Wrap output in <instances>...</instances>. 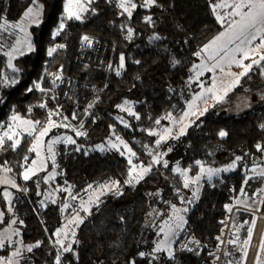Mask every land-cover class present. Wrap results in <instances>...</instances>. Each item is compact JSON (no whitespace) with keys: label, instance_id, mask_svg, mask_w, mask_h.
<instances>
[{"label":"trees","instance_id":"obj_1","mask_svg":"<svg viewBox=\"0 0 264 264\" xmlns=\"http://www.w3.org/2000/svg\"><path fill=\"white\" fill-rule=\"evenodd\" d=\"M33 1L0 0V23L3 19L18 20ZM38 1L43 19L32 29L33 50L19 56L13 67L0 55V125L18 115L44 126L57 102L63 100L66 113L55 119L67 117L64 120L90 132L92 144L111 135L120 136L134 149L136 162H148L150 157L143 147L153 149L157 139L150 133L164 118L185 108L188 78L197 53L223 29L212 0H156L149 7L144 6L145 0H135L137 6L131 16L116 0H95L79 20L67 19V0ZM62 21L64 28L59 29ZM84 37L93 39L92 44L86 45ZM53 48L49 56L48 50ZM53 73L62 78L58 89L50 81ZM263 83L261 61L242 79L241 86ZM53 89L55 100L51 98ZM88 106L87 113L78 112ZM77 114L79 119L73 123ZM221 131L227 135L221 137ZM12 142L7 139L0 149V165L9 167L14 179L29 189L27 195L14 201L23 239L41 244L33 253L34 264H56L58 250L52 239L62 220L55 206L39 204L34 181L25 183L21 175L23 161L31 160L33 137L23 136L15 148L10 146ZM181 143V163L191 168L192 175L199 172L200 162L216 166L235 157L241 159L234 170L205 183L195 200L187 204L186 225L172 256L162 252L155 258L154 230L149 222L155 207L153 194L162 189L170 195L181 180L171 167L160 166L148 175L144 186L126 187L83 222L78 260L63 254V264H212V252L221 243L223 221L234 201L240 208L233 212L225 248L235 249L228 243L235 240V230L255 218L242 209L244 199L255 201L250 204L254 210L264 194V177L248 170L264 165V103L241 115L211 113L183 136ZM57 164L62 181L75 191L105 181L124 184L130 168L129 159L118 152L87 151L75 145L59 147ZM186 237L199 245L184 249Z\"/></svg>","mask_w":264,"mask_h":264},{"label":"rangeland","instance_id":"obj_2","mask_svg":"<svg viewBox=\"0 0 264 264\" xmlns=\"http://www.w3.org/2000/svg\"><path fill=\"white\" fill-rule=\"evenodd\" d=\"M94 1L95 0H67L65 6L67 5L68 7L67 11L65 10V15L68 16L69 13H73L78 14L81 18L91 9V5ZM116 2L119 5L121 0H116ZM130 2L137 6V2L135 0H130ZM239 2L240 0H212L215 14L223 18L224 22L223 24L221 23L223 25V29L218 35L203 45L198 52L200 55L196 56V60L191 68V74L188 78V95L185 108L179 114H170L169 116H171L172 119H169V116H167L164 118V122L159 124V127L154 131V135L157 136V139L154 143L153 149L150 148L149 145H145L143 147V149L146 150V155L150 157L148 162H136L134 160L136 154L132 156L131 153L128 152L127 148L121 144V141L127 144L128 148L135 153L130 143L117 135H111L104 141L92 144L93 135L90 134V132L85 133L83 129L78 126H74V124H71L69 119L68 121L64 119L49 118V120H51L54 124L69 126H53L43 137H40V132L44 131L48 123L44 126H39L38 123L33 122L32 120L18 115H13L10 121L4 124L9 135L13 136V139H19L21 142L22 137L25 135L33 137V145H36V150H31L32 156L30 161H23L21 175L23 178V174L26 169H34V174L30 173L29 179L25 180L23 178L24 182L29 183L30 181H34L35 195L38 197V201L41 206L44 208H47L48 206H55L57 208L58 215L62 221L54 232L52 244L58 250V254H60L61 258L68 254L78 260L79 232L83 222L105 202L111 198L120 196L126 187L138 188L139 186H144L148 175L160 166H163L164 168L171 167L175 175L179 176L181 185L180 187L172 189L170 195L164 191L162 192V189H159L156 194H153L154 196L152 198L154 199L155 207L151 212L152 214L150 216L149 225H151L154 230V238L152 239L153 248L156 249L158 244L165 241V234H167L168 237L167 244H165V250L161 252L155 251V258L160 256L158 253H168V248H170L171 252H173L175 242L186 225L185 214L187 211V204L190 201H193V199L195 200L205 183L226 172L234 170L241 158L237 160L235 157V159H232L228 163L216 166L200 162L199 172L192 175L190 173L191 168L188 167L186 169L181 163L183 158L181 139L188 132H190L191 129L195 128L202 118L211 113L219 116L241 115L264 103V83L261 85L255 84L242 87V79L245 77L243 76L240 78L239 83L234 85L235 76L229 75V73L239 75L243 69L238 68L235 65L228 67L227 64H224V72H221L219 68H216L214 71H209L208 69L212 68V66L217 63L220 56H217L215 60L209 59V55L214 54L215 46L210 48L207 52L203 51L205 46L209 45L217 36L227 30L230 22L239 20V17L231 15V13L235 11V8L232 7V5ZM150 5L152 4L146 5L144 2L145 7H149ZM135 8L131 9V13ZM29 9H31V13H29ZM243 11H247V9H243ZM26 13L29 14L25 15ZM42 19L43 7L38 0H34L18 20L12 21L3 19L1 21L0 55L7 58L9 66L11 65L10 67L14 66L15 60L19 56L29 52L28 43L30 42L32 45L33 40L32 29L33 27L39 25L42 22ZM259 43L260 40L257 38V40L253 42V46L258 45ZM234 46L235 45H231L230 47ZM16 49H19V51ZM9 53H11V56L8 55ZM261 54H264V49H260L259 53H253V56L256 59H259ZM220 55L222 56L223 53ZM250 62V60L244 61L246 65ZM255 66L257 65H253L249 73ZM198 73H202V75H197ZM51 75L56 77V81L51 82V84L54 85L53 87H55V89H58L57 84L62 78L57 73H53ZM214 79V91L222 98L219 101L213 98L211 93L206 92L207 89L213 88ZM225 90H227L226 94ZM55 92L56 91L54 90L53 95H55ZM201 93H204L203 99L196 100V107L190 110L189 104L192 103L193 100ZM123 108H126L129 111L131 110V108L127 105H123ZM204 109L207 110L204 111ZM185 112H188L189 115L186 119L181 120ZM14 116L19 117V119L14 120ZM76 117L79 119L78 114ZM24 121H31L32 123L26 124L23 123ZM72 122L75 123L76 121L72 119ZM181 127H185V134L178 136ZM165 129H170L171 132L165 133ZM30 132L32 133L31 135L29 134ZM77 132H82L84 135H77ZM162 136L165 137L163 140H161ZM68 137H71L75 143L67 142L66 138ZM117 137H119V140ZM81 138H84V140L81 141L82 143L79 142ZM7 139L8 138L5 137V141ZM158 140H160L159 145H157ZM53 141L57 142L53 143ZM112 144H116L117 147L113 148ZM61 145H75L78 149H85L87 151L95 150L100 152H118L120 155L131 159L127 180L124 184L115 181H105L96 186H89L86 190L75 191L72 185L66 184L62 181L64 180L62 179V172L58 169L57 155L58 149ZM49 147H51V151H49ZM37 153H39V155ZM156 157H159V163L153 162ZM33 161H35V165H33ZM165 162L167 166H165ZM233 164L235 167H231ZM134 165L137 166L135 171L132 170ZM141 165L145 167L150 166V171L144 174L143 179H140L137 182L135 177H137L140 173L139 166ZM201 165L205 169L204 172H201ZM177 168L187 173V178L189 180L188 187L184 186L185 177L177 171ZM209 168L219 170L211 176V179H209V174L206 171ZM253 168L256 169L255 172L252 171ZM248 170L251 173L259 175L261 171H264V165H255L250 167ZM198 175L201 177L200 180L193 183L192 181L195 180ZM251 176L252 175L249 177ZM129 180H131V183L127 182ZM13 183L16 187L12 186ZM28 192L29 189L27 185H20L17 180L14 179L9 167L0 165V212L3 213V216L0 217V240L3 241V246L0 247V261H2L3 264H7L8 261H11L12 264H34L33 261L35 256L33 253L37 247L41 246L39 242L27 243L24 241L22 228L20 225L16 226V222L12 223L15 218L12 210L9 211L12 202L17 198V196H21L22 194L27 195ZM5 193L8 195H5ZM262 201H264V194L260 197L257 203L259 206L253 210L250 209V204L252 203L251 199L246 197L242 206L243 210L253 213L255 216V229L258 218L260 217L259 212L264 211V203H262ZM234 203L238 204L236 201H234ZM253 204H255V201H253L251 205ZM173 206H175V211ZM16 219H18V217H16ZM177 225H180V227H177ZM245 225H247V229H245ZM251 226L252 220L239 226L238 229L235 230V243H232L235 245V249L232 248V250H229L228 246H226V248L224 246L221 250V255H215L214 257L216 263L212 262V264H246L247 257L253 244L255 229L250 246L246 248V257L244 256V242L248 239V230ZM61 229H63V231H61L60 236L57 237L55 233ZM262 237H264L263 234L261 238ZM58 240H62L64 247L70 246L72 250L70 252H65L60 244L57 243ZM185 242H189L190 249H194L196 247V245H194V240L191 237H186ZM260 243L261 239L254 259V264H257L258 259L260 264H264V254H261L259 251ZM30 246L32 247V251L27 253L26 250ZM17 251L20 252L21 255L14 256L13 253Z\"/></svg>","mask_w":264,"mask_h":264},{"label":"snow or ice","instance_id":"obj_3","mask_svg":"<svg viewBox=\"0 0 264 264\" xmlns=\"http://www.w3.org/2000/svg\"><path fill=\"white\" fill-rule=\"evenodd\" d=\"M155 2H156V0H145L146 5L154 4ZM67 7L68 6L66 5L65 6L66 11H67ZM119 7L124 9V11L127 12L129 16H131L132 15L131 9L135 8L136 5L134 3H131L130 0H121ZM232 7L235 8V11L232 12L231 15L234 17H239V20H234V21L230 22L228 24L227 30L225 32L221 33L219 36H217L209 45L205 46L203 51L207 52L210 48H213L215 46L214 54H210L209 59L215 60L217 56H220V59L217 61V63L214 64L212 66V68L208 69L209 71H214L216 68H219L221 72H224V67H223L224 64H227L228 67L235 65L236 67L243 69V71L239 75H237L235 73H229V75L235 76V81H234V85H235V84L239 83L241 77L246 76L249 73V71L252 69L253 65L259 66L261 61H264V54H261L259 56V59H256L253 56V53H259L260 49H264V0H240L239 3L232 5ZM243 9H247V11H243ZM29 13H31V9H29ZM29 13H26L25 15H28ZM73 16L77 20L80 19V16L78 14H73V13H69V15L67 16V19H72ZM149 20H150V18H149ZM217 20H219L222 24L224 22L223 18L221 16H217ZM63 28H64V22L62 21L59 25V29H63ZM59 29L57 30V34H59ZM129 32H131V29H129ZM257 38H259L260 43L258 45L253 46V42L256 41ZM83 39H84V41L89 40L88 37H84ZM231 45H235V46L230 47ZM61 47H63V46H61ZM16 50L19 51V49H16ZM28 50L29 51L33 50L30 42L28 43ZM54 51H55L54 48L49 49L48 55L51 56ZM221 53H223L222 56L220 55ZM8 55L11 56V53H9ZM197 55H200V54L197 53ZM238 57H240V58H238ZM120 59H121V67H123V62H124L123 56H121ZM245 60H250L251 62L246 65L244 63ZM117 74H119V73H117ZM197 75H202V73H198ZM36 87H39V85L37 84ZM214 88H215V79L213 80V88L207 89L206 92L211 93L212 97L219 101L222 98L216 94V92L214 91ZM28 90L31 91V89H28ZM41 91H43V89H41ZM226 92H227V90H225V94H226ZM203 97H204V93H201L199 96H197L193 100V102L189 104V109L191 110L194 107H196V100H201V99H203ZM41 107H43V105H41ZM90 107H91V105H90ZM206 110L207 109H204V111H206ZM193 114H195V113H193ZM51 115H53V113H49V116H51ZM188 115H189V113L185 112L183 114V117L181 118V120L186 119L188 117ZM168 118L172 119L171 116H169ZM13 119L18 120L19 117L14 116ZM64 119H67V117H65ZM73 119H75V116H73ZM23 123L31 124L32 122L31 121H24ZM37 123H39V122H37ZM157 124H159V120L157 121ZM53 126L68 127L69 125H58V124H54L51 120H49L47 127H45L44 131L40 132V137H43L47 133V131ZM33 129H34V125H33ZM170 132H171L170 129H165V133H170ZM29 134L31 135L32 133L30 132ZM150 134H155V133H150ZM184 134H185V127H181L179 130L178 136L184 135ZM77 135H84V133L77 132ZM219 135L221 137H224L227 135V133L224 131H221L219 133ZM178 136H177V138H178ZM5 137H7L8 140L13 141L12 144L10 145L13 148L18 146L20 143L19 139L13 140V136H10L9 133L5 132L3 135H0V149L4 148ZM164 138L165 137L162 136L161 140H163ZM66 139H67V142H69V143H75V141L72 140L71 137H68ZM117 139L119 140V137H117ZM56 142L57 141H53V143H56ZM159 143H160V140L157 141V145H159ZM121 144H123L124 147L127 148L128 152L131 153L132 156L135 155V153H133L132 150L130 148H128L127 144H125L123 141H121ZM112 147L116 148L117 145L112 144ZM257 149L261 150V145H257ZM31 150L32 151L36 150L35 144L32 146ZM49 151H51V147H49ZM37 154L39 155V153H37ZM236 159L239 160L240 157H236ZM153 162L159 163L160 162L159 157H156ZM129 163H131V159H129ZM197 163H199V162H197ZM33 165H35V161H33ZM165 166H167L166 162H165ZM136 167L137 166L134 165L132 170L135 171ZM139 167H140V173L137 175V177H135L137 182L140 179H143L144 174H146L150 171V166L145 167V166L141 165ZM231 167H235V165L233 164ZM177 171L180 172V174L185 177L184 186L188 187L189 186V180L187 178V173L184 171H181L179 168H177ZM204 171H205V169L201 165V172H204ZM206 171L209 174V179H211V176L219 170H214V169L209 168ZM252 171L255 172L256 169L253 168ZM30 173L34 174V169H26V171L23 174V178L25 180L29 179ZM259 175L261 177H264V171H261L259 173ZM200 178L201 177L198 175L195 178V180H193L192 182L196 183L200 180ZM127 182L131 183V180H129ZM12 186L16 187V185L14 183L12 184ZM241 192L243 194V189L241 190ZM5 195H8V194L5 193ZM262 203H264V201H262ZM173 208L175 211V206H173ZM228 210L231 211V208H229ZM9 211H11V208H9ZM2 216H3V213L0 212V217H2ZM15 222H16L15 220L12 221V223H15ZM177 227H180V225H177ZM254 229H255V218L252 221V226L248 230V239L244 242L245 243V250H244V256L245 257L247 256L246 248L250 246ZM61 231H63V229L58 230L55 233V235L57 237H59L61 234ZM167 240H168V237H167V234H165V241L161 242V244H158L155 251L156 252L164 251L165 250V244H167ZM57 243L60 244V246L63 248V250L65 252H70L72 250L70 246L64 247L62 240H58ZM228 243L232 244V243H235V241L229 240ZM2 246H3V241L0 240V247H2ZM36 246H38V245H36ZM27 250L29 252L32 251V247L31 246L28 247ZM167 251H168V255L171 257L172 256L171 249L168 248ZM259 251L261 254H264V237L261 238ZM13 255L19 256V255H21V253L17 251V252H14ZM140 255L143 256L144 253H141ZM0 264H3V262L0 261ZM7 264H12V262L8 261ZM56 264H61L59 255H57V257H56ZM257 264H260L259 259L257 260Z\"/></svg>","mask_w":264,"mask_h":264},{"label":"built area","instance_id":"obj_4","mask_svg":"<svg viewBox=\"0 0 264 264\" xmlns=\"http://www.w3.org/2000/svg\"><path fill=\"white\" fill-rule=\"evenodd\" d=\"M92 42H93V39H91V38H89V40L88 41H85V43H86V45H90V44H92ZM50 81L51 82H55L56 81V77L54 76V75H51V77H50ZM51 98L53 99V100H55V96L54 95H52L51 96ZM89 111V106L88 107H86L85 109H78V112H82V113H87ZM50 113H53V115H51V116H49L51 119H54V118H56V117H58V116H60V115H64L66 112H65V102L62 100V101H60V102H57V105H56V108H54ZM75 121H78V118L76 117V115H75V119H74ZM5 123H3V124H1L0 125V135H3L5 132H7L8 133V131L6 130V126L4 125ZM238 208H240L239 206H238V204L236 203L233 207H231V212L230 213H228L227 214V217H226V219L223 221V224L225 225V227H224V229L222 230V235L220 236V241H221V243L219 244V246H218V248H217V250L215 251V252H212V256H214L215 257V255H221V250L224 248V246H225V243H226V240H227V236H228V233H229V229H230V226H231V222H232V217H233V212L236 210V209H238ZM194 245H195V241H194ZM198 245H199V243H198ZM197 245V246H198ZM196 246V247H197ZM190 246H189V242H185L184 244H183V248L185 249V248H189ZM57 255H59L60 256V254H57ZM57 257V256H56ZM55 262H56V260H55ZM60 262H61V264H63L62 263V258H61V256H60ZM213 262L214 263H216V261L215 260H213Z\"/></svg>","mask_w":264,"mask_h":264},{"label":"bare ground","instance_id":"obj_5","mask_svg":"<svg viewBox=\"0 0 264 264\" xmlns=\"http://www.w3.org/2000/svg\"><path fill=\"white\" fill-rule=\"evenodd\" d=\"M260 217L258 218V222L256 225V229L254 232V238H253V244L251 247V250L249 252V255L246 260V264H254V259L259 247V242L262 236V232L264 229V211L259 212Z\"/></svg>","mask_w":264,"mask_h":264},{"label":"crops","instance_id":"obj_6","mask_svg":"<svg viewBox=\"0 0 264 264\" xmlns=\"http://www.w3.org/2000/svg\"><path fill=\"white\" fill-rule=\"evenodd\" d=\"M204 186V185H203ZM203 188V187H202ZM202 190V189H201ZM201 192V191H200ZM200 194V193H199ZM15 201V200H14ZM14 201L12 202V204H11V210H12V212H13V216H14V218H15V221H16V226L17 225H20L19 224V219H16V217H17V215H16V213H15V209H14ZM1 202L3 203V201L1 200ZM18 221V222H17ZM38 248V247H37ZM26 252L28 253L29 251H27L26 250Z\"/></svg>","mask_w":264,"mask_h":264}]
</instances>
